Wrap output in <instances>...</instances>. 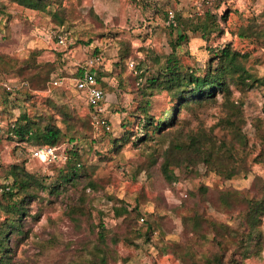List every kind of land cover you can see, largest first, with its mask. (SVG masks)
I'll use <instances>...</instances> for the list:
<instances>
[{"label":"rangeland","instance_id":"1","mask_svg":"<svg viewBox=\"0 0 264 264\" xmlns=\"http://www.w3.org/2000/svg\"><path fill=\"white\" fill-rule=\"evenodd\" d=\"M202 1L63 0L65 17L59 28L55 7L31 10L0 0V81L14 88L9 91L0 85V202L5 203L4 186L13 184L8 174L14 166H24L29 174L46 180L45 185H60L61 166L34 159L12 137V125L21 115L46 112L55 118L52 108H60L77 120V134L84 138L83 177L75 184L62 183L57 194L41 189L29 200L22 235L9 242L13 264H192L165 247V242H193V233L183 223L185 216L198 211L237 228L242 208L223 211L220 192L229 189L256 198L264 194V0H213L200 10ZM171 11L184 20L210 11L222 33H211L206 41L190 32L173 53L182 29L168 23ZM61 29L67 34V46L58 44L56 34ZM228 45L245 55L243 79L229 80L228 91L219 92L213 100L193 104L189 110L177 107L172 126H161L159 132L152 128L147 134L144 122L139 125L135 117L141 116L140 105L149 100L148 114L164 119L178 102L166 91L149 88L146 95L142 93L159 68L152 59L157 57L164 64L169 57L185 71L204 76L214 52ZM100 53L105 60L96 71L109 104L108 133H92L90 108L72 82L55 88L49 79L45 88H38L53 67L75 78L86 61ZM23 66L24 74L18 72ZM34 66L42 76L30 80ZM55 121L62 132L74 131L73 122L70 127L63 117ZM90 136L97 140L95 144ZM194 136H206L222 146V152L235 150L236 160L227 176L202 164L191 167L190 155L174 147L190 145ZM189 153V158L199 161L198 153ZM164 164L178 181L168 180ZM203 187L209 190L204 192ZM122 207L133 214L118 218L115 210ZM139 213L156 230L151 243L138 239L136 231L144 229L138 223ZM7 218L6 204L0 203V223ZM261 220L264 235V213ZM193 247L199 257L217 250L210 243L199 247L193 243ZM238 264H264V246Z\"/></svg>","mask_w":264,"mask_h":264},{"label":"trees","instance_id":"2","mask_svg":"<svg viewBox=\"0 0 264 264\" xmlns=\"http://www.w3.org/2000/svg\"><path fill=\"white\" fill-rule=\"evenodd\" d=\"M5 1L14 2L28 9L39 11H45L49 7H55L56 11L54 17L56 20L60 17L59 28L63 27L65 17L63 0ZM1 5L3 4L0 3V10L2 8ZM202 17L203 19H201ZM176 18L178 28L182 30L172 47L173 53H175L181 44L187 40L190 32L193 34H200L206 41L210 40L211 33L216 31L220 34L222 33V31H218L219 26L217 25V18H215L210 11H205L201 17L191 18L190 20H184L180 16ZM59 57L61 58L62 55L59 54ZM244 57L245 55L236 52L232 49L231 45H228L222 50L214 52V57L211 59L208 70L204 76H198L197 73L191 69H189L190 71H185L181 63L169 57L166 58L164 64H162L161 60L157 57L152 59L159 68L152 80H149L151 81V84H149L150 87L146 86V90H143L142 93L146 95L149 88L151 90L166 91L169 92L172 99H177L178 102L166 112L164 119H157L148 114L150 101L147 100L144 105H140L139 113L141 116H135L138 118L139 125L144 122L142 127L147 131V134L149 133L148 131L153 130L152 128H154V132H159L161 126L165 128L174 124L176 118L175 110L177 107H180L181 110H189L193 104L201 105L206 101L216 98L219 92L228 91L227 85L229 80H234L236 78L243 79L245 70L241 59ZM33 68H35V74L29 78L30 80L42 76L39 68H36V66ZM25 71L26 69L24 66L18 70V72L23 74ZM240 73H242V75H240ZM81 74L79 70L75 78H79ZM58 77H63V73H59L58 69L53 67L49 71L48 78L45 80L42 79L38 88H45L46 82H48L49 79V81H52ZM140 77L142 78L144 75ZM97 79L100 82L98 75ZM9 93L13 95L12 92ZM16 100L18 103L20 102L18 97ZM7 101H9V99ZM52 109L57 120L63 117V120L68 122V124L70 123V127L71 122H73L75 128H72L74 131L70 130L69 134L62 132L56 124L55 118L44 112V114L36 116H30L26 113L21 115L12 125L10 132L12 137L23 145L24 150H30L31 155L32 150L39 147L65 146L68 160L59 164L61 166V171L58 182L60 185H62V183L65 185L75 184L85 173V164L83 162L81 147L84 138L77 134V120L72 118L68 113H61L60 108L53 107ZM89 123L92 133L95 132L96 130L91 123V117ZM102 131L108 133L110 130L102 128L100 132ZM96 141L97 140L91 138V143L95 144ZM141 141L143 140L141 139ZM189 144L190 145L187 144L186 146L182 144L175 145L174 147L180 152L186 151L190 156V151L193 155L197 153L200 155L199 161L189 158L190 156L188 157V163L193 162L191 167H195L196 169L202 164V167H205V169L207 168L221 176H227L229 171L232 170V165L236 160L234 149L222 152V146H218L213 140L206 138V136L191 137ZM191 167L189 165L186 166L187 170H190ZM162 170L170 182L178 181L169 170L168 164H164ZM8 175L13 179V184L4 186L3 199L5 203H0L6 204V211H8L10 218L0 223V264H13L11 256L12 250L9 248V242H11V240H16L15 237L17 235H22L21 222L23 219L22 217L26 215L25 206L29 200L36 198L41 189L44 191L50 189L51 194H57L59 193L60 187V185L54 187L45 185L43 182L46 180H41L37 176L29 174L24 166L20 165L14 166ZM90 185L94 188L97 186L94 182H91ZM202 190L207 192L209 188L203 187ZM84 200L85 199H83V201ZM219 202L220 208L223 211L242 208L239 214L240 224L237 228L214 222L209 219L205 213L196 211L192 215H187L183 218L186 229L193 233V242H185L183 244L165 242L167 250L172 249L184 262L192 260V264H238L241 260L244 261L249 258L251 252L261 251L264 246V235L260 230L262 221L261 216L264 213V194L256 198L244 195L239 191L226 189L220 192ZM77 209L78 207L73 208L74 213H76ZM135 212H138V210H135ZM115 213L118 218L131 216L133 214L128 207L116 208ZM137 217L138 223L144 228L142 231H136L138 239H143L146 243H151L156 230L143 215L139 213ZM141 219H144V221L141 222ZM101 230H105L104 225H101ZM193 243L196 247L210 243L211 246L217 250L210 255L206 254L199 257V253L193 247ZM101 261L106 263V258L103 257Z\"/></svg>","mask_w":264,"mask_h":264},{"label":"built area","instance_id":"3","mask_svg":"<svg viewBox=\"0 0 264 264\" xmlns=\"http://www.w3.org/2000/svg\"><path fill=\"white\" fill-rule=\"evenodd\" d=\"M213 0H203L198 4L201 10L205 5L210 4ZM168 23L171 26H177V18L174 12H168ZM63 29L56 34L59 45H68V39ZM105 56L103 53L97 54L86 61L85 66L81 68V76L79 78H69L66 76L58 77L50 82V85L55 88H61L69 83H73L74 88L84 95L86 102L90 108L91 123L96 131L102 128L111 129L110 122L106 117L107 112V94L100 82L97 79L98 67L104 64ZM133 67V62L131 63ZM0 85L4 86L9 91H14V88L0 81ZM65 146H45L32 150V157L41 161L44 164L56 165L64 163L68 160ZM144 219H141L143 222Z\"/></svg>","mask_w":264,"mask_h":264},{"label":"crops","instance_id":"4","mask_svg":"<svg viewBox=\"0 0 264 264\" xmlns=\"http://www.w3.org/2000/svg\"><path fill=\"white\" fill-rule=\"evenodd\" d=\"M107 101H108V100H107ZM106 105H107V109H108V105H109V104L107 103Z\"/></svg>","mask_w":264,"mask_h":264}]
</instances>
